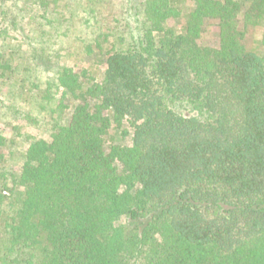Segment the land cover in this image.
<instances>
[{"label":"trees","instance_id":"1","mask_svg":"<svg viewBox=\"0 0 264 264\" xmlns=\"http://www.w3.org/2000/svg\"><path fill=\"white\" fill-rule=\"evenodd\" d=\"M2 22L0 264H264V0H0Z\"/></svg>","mask_w":264,"mask_h":264},{"label":"rangeland","instance_id":"2","mask_svg":"<svg viewBox=\"0 0 264 264\" xmlns=\"http://www.w3.org/2000/svg\"><path fill=\"white\" fill-rule=\"evenodd\" d=\"M9 4V3H8ZM10 5V4H9ZM172 24L174 23L173 20L170 21ZM10 27L8 26V22H2L0 24V41L5 44L8 43V45L11 44V42L9 40L5 41V38L7 37V34L10 35L11 37H13L14 35H17L18 37H21L20 32H17L15 30H13V28L9 29ZM218 26L216 25V23H212V25L208 28V30L206 32L203 33L202 37H201V41H206V42H212L214 44H216L218 42ZM13 35V36H12ZM98 61H103V57L99 56L97 57ZM94 62L92 60H85L84 62L81 63V65H83L84 67L90 68L93 73L95 75H100L103 68H104V64H99V63H91ZM21 125H24V131H28L29 133H31L34 136L37 137H41V136H45L44 132H41L39 130V128L31 126V125H26L23 122H19ZM6 131L8 133H10V129H6Z\"/></svg>","mask_w":264,"mask_h":264}]
</instances>
